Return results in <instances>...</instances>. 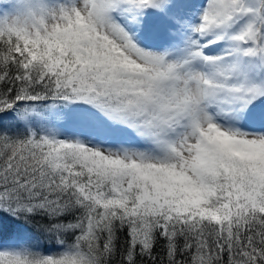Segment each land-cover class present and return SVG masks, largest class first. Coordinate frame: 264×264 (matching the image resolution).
I'll return each mask as SVG.
<instances>
[{
    "label": "snow or ice",
    "instance_id": "snow-or-ice-1",
    "mask_svg": "<svg viewBox=\"0 0 264 264\" xmlns=\"http://www.w3.org/2000/svg\"><path fill=\"white\" fill-rule=\"evenodd\" d=\"M0 264H264V0H0Z\"/></svg>",
    "mask_w": 264,
    "mask_h": 264
}]
</instances>
